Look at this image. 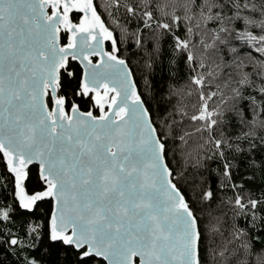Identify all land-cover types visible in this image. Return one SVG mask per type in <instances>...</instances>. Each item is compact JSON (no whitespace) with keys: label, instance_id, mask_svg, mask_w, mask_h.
Instances as JSON below:
<instances>
[{"label":"snow or ice","instance_id":"1","mask_svg":"<svg viewBox=\"0 0 264 264\" xmlns=\"http://www.w3.org/2000/svg\"><path fill=\"white\" fill-rule=\"evenodd\" d=\"M0 164V264H264V0H0Z\"/></svg>","mask_w":264,"mask_h":264},{"label":"trees","instance_id":"2","mask_svg":"<svg viewBox=\"0 0 264 264\" xmlns=\"http://www.w3.org/2000/svg\"><path fill=\"white\" fill-rule=\"evenodd\" d=\"M98 2L99 3H112V0H98ZM109 10L111 11L112 9H109ZM101 12H102V15L104 16L106 22H108L110 24V26H113L114 27L115 25L112 24V22L108 20L107 14L104 13L102 9H101ZM124 16H125V14H124L123 8H121L118 13H115V19L119 20V22L121 24H123V23L126 22ZM117 34H118V30H117ZM159 82H160V76H159V74H157V76H156V83L159 84ZM192 99L194 101L195 98L193 97ZM77 102H81V101H79V99L77 98ZM81 103H84V102H81ZM209 167L214 169V168H218L219 165L216 162H213V163L210 164ZM2 169H3V165L0 164V173H2ZM35 175H36V169L34 167H32V171L30 173V179L25 182L26 185H27V187H28V189H29V191L35 190L36 187H37L36 186V181H35ZM209 179H210V181L212 183L213 189L215 190L216 189V184L218 183V178L216 177L215 174H212L209 177ZM237 179H238V177H237ZM246 187H247V185H246ZM0 191H2V189H0ZM218 195H221V196H230L231 195V192L230 191H227V192H224V193H218ZM42 207L47 208L48 205L45 204V205H42ZM212 208L215 209L216 208V205L213 204L212 205ZM240 223L243 224V221H241Z\"/></svg>","mask_w":264,"mask_h":264},{"label":"water","instance_id":"3","mask_svg":"<svg viewBox=\"0 0 264 264\" xmlns=\"http://www.w3.org/2000/svg\"><path fill=\"white\" fill-rule=\"evenodd\" d=\"M31 167V166H30Z\"/></svg>","mask_w":264,"mask_h":264}]
</instances>
